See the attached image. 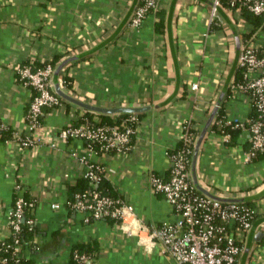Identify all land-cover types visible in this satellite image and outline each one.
Masks as SVG:
<instances>
[{
  "label": "crops",
  "instance_id": "1",
  "mask_svg": "<svg viewBox=\"0 0 264 264\" xmlns=\"http://www.w3.org/2000/svg\"><path fill=\"white\" fill-rule=\"evenodd\" d=\"M211 2L158 0L156 11L131 27L140 0H0V123L16 132L24 128L30 88L18 79L15 67L54 55L80 57L67 71L75 98L102 107H144L131 148L122 154L99 155L81 140H62L58 134L65 124L97 114L64 102L44 109L34 144L0 142V234L19 181L27 190L23 194L37 202L33 216L39 247L23 252L32 264H65L74 243L93 241L99 247L98 264H175L159 244L148 242L141 225L154 227L175 218L171 206L151 190L149 179L151 174L168 176V154L184 121L197 131L189 181L199 193L254 208L236 264H264V153L248 160L246 131L228 144L209 126L195 149L221 103L227 119L246 120L251 112L247 94L230 85L244 35L253 25L225 5L211 18ZM249 40L264 49V25ZM92 162L103 167L111 186L132 207L124 225L84 222L68 208L67 184Z\"/></svg>",
  "mask_w": 264,
  "mask_h": 264
},
{
  "label": "built area",
  "instance_id": "2",
  "mask_svg": "<svg viewBox=\"0 0 264 264\" xmlns=\"http://www.w3.org/2000/svg\"><path fill=\"white\" fill-rule=\"evenodd\" d=\"M221 2L212 0L211 18L222 5ZM236 3L245 6L253 14H264V0H226L229 7ZM157 8L158 0H140L130 26L138 27L147 12H154ZM238 66L244 69V81L231 83L230 88L247 94L256 109V115L246 120L224 118L223 124L248 133L250 147L246 158L250 160L257 153H264V52L260 54L259 47L252 40L243 43ZM14 71L18 79L30 88V100L24 128L21 132L15 130L11 139L20 147H26L35 143L33 134L42 125L38 118L43 114V109L61 107L63 104L54 90L53 66L45 64L36 67L33 60H28L17 65ZM191 88H196V84H192ZM96 123L97 117L93 116L82 118L76 126L68 122L58 136L62 140H81L83 144L85 142L87 150L96 154L94 144L102 151L101 154H122L130 150L131 137L139 124L135 114L124 118L121 125ZM185 123L181 126L179 146L168 154V176L151 174L149 179L151 190L165 199L175 218L158 226L141 227L147 232L148 242L159 244L175 264H236L237 255L242 249L241 243L252 225L254 208L240 201L199 193L194 188L189 181L188 166L195 138ZM5 126L0 123V129ZM220 135L228 143L229 134ZM104 176L99 163L87 164L81 177L89 181V187L76 192L72 201L67 200V205L80 213L84 222L114 218L119 220L115 224L123 222L124 225L126 217L132 214V207L106 193L100 186ZM13 186L18 194L5 212L6 224L0 234V264H32L23 252L26 249L34 252L39 247L36 238L38 228L33 216L37 202L34 196L24 197L23 192L27 190L21 182L15 181ZM30 232H33V237L28 238ZM73 257L79 264H98L96 258L86 253L74 252Z\"/></svg>",
  "mask_w": 264,
  "mask_h": 264
},
{
  "label": "trees",
  "instance_id": "3",
  "mask_svg": "<svg viewBox=\"0 0 264 264\" xmlns=\"http://www.w3.org/2000/svg\"><path fill=\"white\" fill-rule=\"evenodd\" d=\"M221 4L229 7V5L226 4V0H222ZM230 8L239 10L242 18H244L247 22H249L253 25L252 30L244 35V43H246L249 40L250 35L253 34L254 32H256V30L259 27L264 25V14H259V15L253 14L252 12L247 10V8L245 6L241 5L240 3H236L233 7H230ZM261 52H264V49L262 47H259V53L261 54ZM79 60H80L79 56H75L74 58H65L64 59L60 55H54L51 59L44 60L42 62L36 60V61H34V65L36 67H38V66H44L45 64H50L51 66L56 68L57 66H59L63 62L61 69L59 71L58 78L55 80V82H58L66 93L72 94V82H73V80L67 71H68L69 67H71L74 63L78 62ZM243 72H244V69L242 67L238 66L236 71H235V76H234L232 83L243 82L244 81ZM59 99L61 102H64L66 105H72V103L61 98L60 96H59ZM250 104H251V106H250L251 112H250L249 118H253L256 115V109L251 102H250ZM27 109H28V107H27ZM44 109H46V108H44ZM44 109H43V111H44ZM78 109L81 110V108H78ZM85 112L94 113V112L87 111V110H85ZM130 114H135L138 117V120L142 115L141 112H135V113L120 112V113H115V114L97 113L96 114V117H97V123L96 124H99V125L104 124V125H108V126L121 125L124 118L128 117V115H130ZM43 115L44 114L40 115L38 118L40 124H42V122H43ZM90 116L91 115L83 114L80 117H78L77 120L71 121V125H75V126L79 125L82 118L90 117ZM224 118H225V116H224V104L221 103L219 105V108H217V111L214 115L213 121L209 125V130L214 132V133H218V134L228 133L230 136L229 140H228V144H234V143H236L237 138L240 135L241 131L239 128H234L231 125L223 124ZM185 125L188 126L189 132L192 133L193 137L195 138L197 135L196 134L197 131H196V129H194L190 126L191 125L190 121H186ZM14 133H15V130L13 128H11L10 126L6 125L2 129H0V142H5V141L11 139L13 137ZM132 143H133V136L131 137V141H130L131 145H132ZM84 144H85V142H84ZM179 144L180 143L178 142L176 144L175 148L178 147ZM93 147L95 148V151H97V154L100 155L102 153V151L99 149V147L96 144H94ZM110 153L112 154L113 152H110ZM261 154H263V153H257L255 155V157L257 158ZM100 186L113 199H121V196L117 193L116 190H114V188L111 186L110 182L106 179L105 176L102 178ZM87 187H89V181L83 177L77 178V180L73 184H67V186H66L67 200L72 201L74 194L76 192H79V191H81ZM24 197L30 198V195L25 194ZM15 198H16V195L13 197V201ZM13 201H12V203H13ZM68 208H69V206H68ZM105 220L110 224L119 223V220L114 219V218H106ZM23 229L25 231V227ZM27 237L28 238L33 237V232L28 233ZM74 252L86 253L89 256L96 258L98 255V252H99V247L95 241H93L91 243L90 242H76L71 246V249L69 252V257H68V260L65 264H79L73 257Z\"/></svg>",
  "mask_w": 264,
  "mask_h": 264
},
{
  "label": "water",
  "instance_id": "4",
  "mask_svg": "<svg viewBox=\"0 0 264 264\" xmlns=\"http://www.w3.org/2000/svg\"><path fill=\"white\" fill-rule=\"evenodd\" d=\"M62 64H63V62L54 69V72H53V79L54 80H56L58 78L59 71L61 69ZM54 90L61 98L67 100L68 102L73 103V104H75L78 107H81L83 109L93 111L96 113H107V114H115V113H120V112L133 113V112H140V111L144 110V107H132V106L102 107V106H96L93 104H89V103L83 102V101L75 98L74 96L66 93L64 90L61 89L58 82L54 83ZM219 102H220V100H218L216 104L219 105ZM214 109H216V107ZM211 119H212V116H210L208 118L206 124L202 128V130H201V132H200V134H199V136L195 142V149L199 147V145L202 141V138L204 137L205 132H206V130L210 124Z\"/></svg>",
  "mask_w": 264,
  "mask_h": 264
}]
</instances>
